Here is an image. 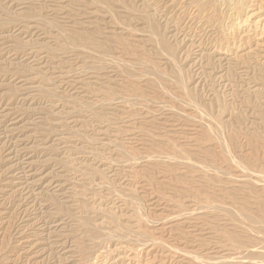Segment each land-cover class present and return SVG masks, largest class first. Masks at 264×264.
<instances>
[{"label": "rangeland", "instance_id": "rangeland-1", "mask_svg": "<svg viewBox=\"0 0 264 264\" xmlns=\"http://www.w3.org/2000/svg\"><path fill=\"white\" fill-rule=\"evenodd\" d=\"M147 1L0 0V264H120V262H122L121 264H145L146 262V264H229L230 261H234L233 264H245V261H248L247 258H244L243 248L234 247L230 240L221 235V227L229 228L230 223L236 222L238 224L236 230L242 234V227L246 226L243 221L241 222V216L238 214V201L222 197V194L234 188H245L248 183L251 186L253 184V187L257 189L262 186L261 184H264V174L261 172L260 166L257 165L259 167L257 168L254 163H250V166L245 161V155L250 154L252 145L254 152H257L255 156L258 157V161L261 165L264 164V158H261V155H264V150L259 149L260 145L264 144V18H262L264 17V0L263 2L256 0V5L255 0H251L250 4L252 3L253 7L243 6L239 10L238 6H235L236 1L239 0H227L225 3L218 0V4L223 6L215 7V9L219 8V13L216 14L217 11H213L217 17L209 21L212 24L206 22L207 13L201 14L187 0H182L184 3L181 0H174L175 3L173 0ZM131 2H133L132 7ZM141 3L143 6L140 5ZM258 5L261 7L259 8ZM153 11L155 13H152ZM251 13L252 15H250ZM165 14L166 16H164ZM181 16L182 18H180ZM135 18L138 19L135 20ZM171 19L173 21H170ZM179 19L182 20L180 28L175 30L174 25ZM216 19L217 21H215ZM149 22H154L159 26L157 27L158 31L164 35L168 44L174 47L173 52H165L152 39V31L148 28ZM167 26L169 28L165 32ZM93 30L95 31L93 32ZM212 30L214 31L212 32ZM87 33L88 35H85ZM77 35H80L82 39L78 38L77 41L75 38ZM216 42L218 43L216 44ZM103 43L105 44L103 45ZM123 43L126 45L124 46ZM137 43L141 45L138 46ZM109 49H111L110 52ZM134 51L136 54H133ZM119 53H121L120 58H118ZM152 59L154 60L150 61ZM160 65H162L161 68ZM173 70L181 71V88L173 82L174 77L171 72ZM126 71H128V75ZM158 73L159 75H157ZM231 73L233 74L231 75ZM257 76H260L261 79H258L260 77ZM123 78L124 80H122ZM108 92H112V94H107ZM187 93H190L191 97H188ZM97 95L100 97L98 98ZM116 95L117 97H115ZM233 95L236 97L233 98ZM159 96H164V98L162 97L160 100ZM247 97L249 99H246ZM190 101L194 102L195 107ZM180 102L182 103L180 104ZM201 103H203V107H201ZM219 106L220 108H218ZM255 110L261 114H257ZM114 111L117 113L115 114ZM119 114L125 115L120 117ZM124 116L125 119H123ZM154 117L156 119L152 120ZM164 120L166 121L163 122ZM124 122L125 124H123ZM127 124L130 126L128 127ZM255 125L258 127L259 133L261 130L259 136L263 138V140L260 138L257 140V142L261 140L256 143L259 147L253 142L249 143V137ZM143 127L149 129L150 134L146 133ZM199 127L200 129H198ZM204 129L207 133L204 132ZM233 131L234 134L235 132L239 134H235L232 140L230 132L233 134ZM220 134L221 136H219ZM224 134L225 137H223ZM200 135L205 138L200 140ZM215 139L219 142L217 143ZM227 140L233 144L230 145ZM159 141L160 143H158ZM224 143H228V145ZM235 143L236 149L234 148ZM184 147L186 150L191 149L185 151ZM198 147L200 148L198 149ZM221 149H225L231 158L225 161L220 155L217 157ZM248 149L249 152H247ZM169 150H171L170 153ZM191 151L192 153H190ZM205 151L210 154V157ZM148 152L150 153L148 154ZM199 152L201 153L199 154ZM239 158L241 159L239 160ZM130 159L132 160L130 161ZM147 159L149 161H146ZM158 161L161 162L160 166ZM188 165L192 168H189ZM152 166H154L153 169L156 168L154 171ZM210 166L214 168H212L213 171L208 170L211 169ZM216 167H218L217 170ZM145 172L146 175H144ZM203 172L204 174H202ZM177 173L178 175H176ZM150 174L154 175L153 179L149 177ZM255 174L257 175L255 176ZM181 176L185 177V180L187 179L185 182L189 180L190 183L189 181L188 183L194 188L188 189V183L182 182L184 178H178ZM189 176L193 178L190 179ZM195 176L202 178L200 180ZM231 181L235 183H228ZM225 183L229 185L224 186ZM200 185L202 189L205 187L206 189L203 191L198 187ZM207 190L210 193L207 194ZM178 191L181 193L180 195ZM246 191L250 192L248 188L244 189L245 193ZM123 195L124 197H122ZM211 196L212 199L209 200ZM206 198L207 200H205ZM222 198L223 201H221ZM228 204H231L232 208L228 207ZM209 211L210 219L207 218ZM225 211L226 217L224 216ZM229 211L235 215L233 219ZM204 215L206 216L203 217ZM107 217H109L108 219L111 217V219L108 220ZM76 221L78 224L80 223L79 226ZM228 221L231 222L227 223ZM134 223H137L136 226ZM81 225L84 228L82 233L79 232ZM95 229L98 233L95 232ZM148 230L152 231V235ZM139 231L141 232L139 233ZM71 232L72 234H70ZM146 232L150 234L145 236ZM93 233H96L95 236ZM75 234L77 235L75 236ZM204 238L206 239L203 240ZM200 239L201 244H199ZM86 244L88 251H80L79 248ZM183 245L185 247H182ZM202 247L205 252L201 249ZM146 252L148 253L146 254ZM85 253H88L89 257ZM194 253L199 256V259ZM200 254L206 257L205 259L202 256L205 262L201 260ZM212 254L213 256L217 254L219 257L217 255L213 257ZM152 256L154 261L151 260Z\"/></svg>", "mask_w": 264, "mask_h": 264}, {"label": "bare ground", "instance_id": "bare-ground-1", "mask_svg": "<svg viewBox=\"0 0 264 264\" xmlns=\"http://www.w3.org/2000/svg\"><path fill=\"white\" fill-rule=\"evenodd\" d=\"M100 1V0H99ZM117 1V0H116ZM147 1V0H146ZM170 1V0H169ZM168 1V2H169ZM176 1H179V0H176ZM187 1H189V3L190 4H192L194 7H195V9L196 10H198L199 12H201V14H203V15H205V13H207V17H206V22H209V21H212L213 20V18L214 17H217L216 15H215V13H213V11H217V13L216 14H218L219 12H218V9H215V7H218V5L219 6H221L220 4H218V0H187ZM222 2L224 1V3L225 2H227V0H221ZM235 1V0H234ZM128 2V1H127ZM148 2V1H147ZM173 2H174V0H173ZM181 2H183L184 3V1H182L181 0ZM250 2H251V0H239V1H236V4H235V6H238L237 7V9L239 10V9H241L243 6L244 7H251L252 6V3L250 4ZM260 2H261V0H260ZM262 2H263V0H262ZM106 4H107V2H105ZM111 3V2H110ZM132 3L133 2H131V7H132ZM153 3H154V1H153ZM166 3V2H165ZM171 3V2H170ZM175 3V2H174ZM173 3V4H174ZM183 3H181V4H183ZM255 5H256V0H255ZM37 4V3H36ZM96 4V3H95ZM146 4V3H145ZM176 4H178V3H176ZM180 4V5H181ZM227 4V3H226ZM230 4H233V3H230ZM260 4V3H259ZM72 5V4H71ZM97 5V4H96ZM140 5H142V3L140 4ZM147 5V4H146ZM153 5V4H152ZM158 5H160V4H158ZM186 5H188V4H186ZM186 5H183V6H186ZM263 5V4H262ZM73 6V5H72ZM108 6V5H107ZM110 6V5H109ZM108 6V7H109ZM143 6V5H142ZM141 6V7H142ZM165 6V5H164ZM174 6V5H173ZM191 6V5H190ZM223 6V5H222ZM221 6V7H222ZM226 6V5H225ZM225 6H224V8H225ZM259 6V5H258ZM257 6V7H258ZM43 7V6H42ZM41 7V8H42ZM149 7H151V6H149ZM162 7V6H161ZM171 7V6H170ZM178 7H179V5H178ZM231 7V6H230ZM233 7V6H232ZM253 7V6H252ZM256 7V6H255ZM261 7V5L259 6V8ZM28 8V7H27ZM39 8V7H38ZM62 8V7H61ZM72 8V7H71ZM111 8V7H110ZM110 8H108V9H110ZM117 8H118V6H117ZM122 8V7H121ZM124 8V7H123ZM136 8V7H135ZM139 8V7H138ZM168 8V7H167ZM182 8H184V7H182ZM187 8H189V7H187ZM229 8V7H228ZM264 8V7H263ZM60 9V8H59ZM126 9V8H125ZM124 9V10H125ZM132 8H130V10H131ZM150 9V8H149ZM155 9H158V8H155ZM174 9V8H173ZM172 9V10H173ZM233 9V8H232ZM235 9H236V7H235ZM72 10V9H71ZM98 10H99V8H98ZM114 10H116V9H114ZM133 10V9H132ZM168 10V9H167ZM176 10H177V8H176ZM190 10V9H189ZM209 10H212L211 12L213 13H211ZM228 10V9H227ZM227 10H225V11H227ZM247 10V9H246ZM255 10V9H254ZM42 11V10H41ZM122 11V10H121ZM165 11V10H164ZM171 11V10H170ZM197 11V12H198ZM255 11H257V10H255ZM254 11V12H255ZM111 12H112V9H111ZM119 12H120V10H119ZM151 12V11H150ZM162 12V11H161ZM169 12V11H168ZM175 13H176V11H174ZM184 12V11H183ZM189 12V11H188ZM220 12H221V10H220ZM240 12H242V11H240ZM244 12V11H243ZM248 12V11H247ZM252 12H253V10H252ZM264 12V11H263ZM115 13H116V11H115ZM122 13V12H121ZM148 13H149V10H148ZM152 13H155L154 11L152 12ZM186 13V12H185ZM223 13V12H222ZM250 13V12H249ZM11 14V13H10ZM14 14V13H13ZM123 14H124V12H123ZM184 14V13H183ZM236 14H237V11H236ZM246 14V13H245ZM264 14V13H263ZM28 15V14H27ZM44 15V14H43ZM42 15V16H43ZM131 15V14H130ZM135 15V14H134ZM176 15H178V14H176ZM188 15H190L189 13H188ZM193 15V14H192ZM220 15V14H219ZM250 15H252V13L250 14ZM249 15V16H250ZM15 16V15H14ZM30 16V15H29ZM115 16H117V15H115ZM114 16V17H115ZM157 16H158V14H157ZM164 16H166V14L164 15ZM173 16V15H172ZM179 16V15H178ZM177 16V17H178ZM184 16V15H183ZM186 16V15H185ZM184 16V17H185ZM221 16V15H220ZM228 16V15H227ZM19 17V16H18ZM32 17V16H31ZM39 17V16H38ZM37 17V18H38ZM43 17H45V16H43ZM132 17H134V16H132ZM150 17V16H149ZM155 17V16H154ZM191 17V16H190ZM193 17H194V15H193ZM203 17V16H202ZM118 18H119V16H118ZM131 18V17H130ZM180 18H182V16L180 17ZM189 18V17H188ZM219 18V17H218ZM239 19H240V17H238ZM247 18H248V16H247ZM258 18H260V17H258ZM262 18H264V17H262ZM40 19V18H39ZM42 19V18H41ZM45 19V18H44ZM44 19H43V21H44ZM46 19H47V17H46ZM114 19V18H113ZM136 19H138V18H135V20ZM168 19V18H167ZM199 19V18H198ZM116 20H118V19H116ZM115 20V21H116ZM130 20V19H129ZM131 20H132V18H131ZM150 20H152V19H150ZM149 20V21H150ZM176 20V19H175ZM174 20V22H176ZM184 20V19H183ZM248 20V19H247ZM12 21V20H11ZM112 21H114V20H112ZM165 21V20H164ZM170 21H173V19H171ZM182 22V20L181 19H179V21L177 22V23H175V25H174V27H175V30H177V29H179L180 27V25H181V22ZM193 21V20H192ZM202 21V20H201ZM200 21V22H201ZM215 21H217V19L215 20ZM141 22V21H140ZM187 22H188V20H187ZM143 23V22H142ZM167 23V22H166ZM192 23V22H191ZM210 23V22H209ZM234 23H236V22H234ZM259 23V22H258ZM57 24V23H56ZM96 24V23H95ZM168 24V23H167ZM183 24H184V22H183ZM200 24V23H199ZM205 24V23H204ZM210 24H212V23H210ZM51 25V24H50ZM78 25V24H77ZM149 29H150V31H152V39L155 41V42H157V44L159 45V47L160 48H162V49H164V51L166 52V51H168V52H170V51H174V47H172L171 45H169L168 44V42L166 41V39H165V37H164V35L161 33V32H159L158 31V29H157V27H159V26H157V24L156 23H154V22H149ZM161 25V24H160ZM162 25H165V24H162ZM188 25H189V23H188ZM192 25H193V23H192ZM198 25V24H197ZM201 25V24H200ZM203 25V24H202ZM206 25V24H205ZM205 25H204V27H205ZM220 25H222V24H220ZM134 26H136V25H134ZM166 26V25H165ZM173 26V25H172ZM210 26V25H209ZM223 26V25H222ZM97 27H100V26H97ZM96 27V28H97ZM140 27V26H139ZM142 27V26H141ZM186 27H187V25H186ZM202 27V26H201ZM208 27V26H207ZM216 27V26H215ZM230 27V26H229ZM45 28V27H44ZM49 28H50V26H49ZM66 28V27H65ZM95 28V27H94ZM163 28V27H162ZM169 27L167 26V28L165 29V32H166V30L168 29ZM203 28V27H202ZM222 28H224V27H222ZM232 28H233V26H232ZM53 29V28H52ZM133 29H134V27H133ZM185 29V28H184ZM191 29V28H190ZM196 29V28H195ZM198 29V28H197ZM201 29V28H200ZM207 29V28H206ZM209 29H210V27H209ZM262 29V28H261ZM85 30V29H84ZM189 30V29H188ZM203 30H204V28H203ZM215 30V32H217L216 31V29H214ZM214 30H212V32L214 31ZM49 31V30H48ZM65 31V30H64ZM73 32L75 31V30H72ZM77 31V30H76ZM95 30H93V32H94ZM98 31V30H97ZM191 31V30H190ZM195 31V30H194ZM194 31H193V33H194ZM202 31V30H201ZM225 31V30H224ZM56 32V31H55ZM80 32V31H79ZM78 32V33H79ZM102 32V31H101ZM112 32V31H111ZM164 32V33H165ZM182 32V31H181ZM204 32V31H203ZM221 32H222V30H221ZM77 33V34H78ZM81 33V32H80ZM90 33H92V32H90ZM98 33V32H97ZM107 33V32H106ZM189 33V32H188ZM202 33V32H201ZM57 34V33H56ZM74 34V33H73ZM170 34V33H169ZM212 34V33H211ZM215 34V33H214ZM61 35H63V34H61ZM66 35H68V34H66ZM81 35H83V34H81ZM85 35H88V33L87 34H85ZM97 35V34H96ZM116 35L118 36V34H117V32H116ZM121 35V34H120ZM127 35V34H126ZM193 35V34H192ZM196 35V34H195ZM218 35V34H217ZM59 36V35H58ZM94 36V35H93ZM101 36V35H100ZM106 36H108V35H106ZM167 36V35H166ZM175 36H177L176 34H175ZM55 37V36H54ZM104 37V36H103ZM109 37V36H108ZM114 37H116V36H114ZM131 37H132V35H131ZM168 37V36H167ZM199 37V36H198ZM202 37V36H201ZM203 37H204V35H203ZM207 37L209 38V35H207ZM211 37V36H210ZM215 37V36H214ZM220 37V36H219ZM234 37V36H233ZM63 38V37H62ZM76 39H77V41H78V38H81L82 39V37L79 35H77L76 37H75ZM97 38H98V36H97ZM96 38V39H97ZM123 38V37H122ZM133 38V37H132ZM170 38V37H169ZM168 38V39H169ZM175 38V37H174ZM189 38V37H188ZM194 38V37H193ZM240 38V37H239ZM74 39V38H73ZM80 39V40H81ZM85 39V38H84ZM95 39V38H94ZM125 39V38H124ZM131 39V38H130ZM203 39V38H202ZM205 39V38H204ZM212 39H213V37H212ZM224 39V38H223ZM222 39V40H223ZM228 39V38H227ZM60 40V39H59ZM88 40H89V38H88ZM170 40V39H169ZM178 40V39H177ZM193 40V39H192ZM210 40V39H209ZM216 40V39H215ZM219 40H220V38H219ZM232 40H233V38H232ZM243 40V39H242ZM82 41V40H81ZM111 41V40H110ZM112 41H114V40H112ZM137 41V40H136ZM221 41V40H220ZM240 41V40H239ZM80 42V41H79ZM87 42V41H86ZM89 42H90V40H89ZM88 42V43H89ZM99 43H100V41H98ZM116 42V41H115ZM205 42H207V41H205ZM231 42V41H230ZM92 43V42H91ZM114 43V42H113ZM178 43V42H177ZM209 43V42H208ZM218 42H216V44H217ZM227 43H229V41H227ZM239 43V42H238ZM66 44H67V42H66ZM105 43H103V45H104ZM124 44V43H123ZM136 44V43H135ZM138 44V43H137ZM71 45V44H70ZM84 45V44H83ZM93 45V44H92ZM108 45H109V43H108ZM115 45H116V43H115ZM119 45V44H118ZM126 44H124V46H125ZM139 45H141V44H138V46ZM143 45V44H142ZM215 45V44H214ZM220 45V44H219ZM228 45H230V44H228ZM19 46V45H18ZM21 46V45H20ZM114 46V45H113ZM112 46V47H113ZM120 46V45H119ZM118 46V47H119ZM221 46H222V44H221ZM68 47V46H67ZM118 47H117V49H118ZM130 47V46H129ZM129 47H128V49H129ZM151 47V46H150ZM227 47V46H226ZM228 47H230V46H228ZM21 48V47H20ZM84 48H86L85 46H84ZM90 48V47H89ZM122 48H123V46H122ZM134 48V47H133ZM147 48V47H146ZM88 49V48H87ZM94 49V48H93ZM113 49V48H112ZM149 49V48H148ZM148 49H147V51H148ZM230 49V48H229ZM92 50V49H91ZM110 50L111 49H109L108 51L110 52ZM152 50H154V49H152ZM83 52H84V50H82ZM122 51V50H121ZM141 51V50H140ZM158 51V50H157ZM163 51V52H164ZM86 52V51H85ZM129 52H130V50H129ZM139 52V51H138ZM143 52V51H142ZM150 52H151V49H150ZM163 52H161V53H163ZM82 53V52H81ZM100 53V52H99ZM133 53V52H132ZM171 53V52H170ZM85 54V53H84ZM88 54V53H87ZM94 54V53H93ZM97 54V53H96ZM103 54V53H102ZM120 54L121 53H119V56H118V58H120ZM125 54V53H124ZM123 54V55H124ZM133 54H136L135 53V51H134V53ZM139 54V53H138ZM141 54V53H140ZM139 54V55H140ZM154 54V53H153ZM177 54V53H176ZM104 55V54H103ZM102 55V56H103ZM115 55H116V53H115ZM101 56V55H100ZM99 56V57H100ZM96 57V56H95ZM235 57V56H234ZM104 58V57H103ZM159 58V57H158ZM164 58V57H163ZM213 58V57H212ZM240 58V57H239ZM122 59V58H121ZM134 59V58H133ZM156 59V58H155ZM175 60H176V58H174ZM238 59V58H237ZM107 60H108V58H107ZM112 60V59H111ZM110 60V61H111ZM154 59H152V60H150V61H153ZM161 60V59H160ZM171 60H173V58L171 57ZM246 60V59H245ZM109 61V62H110ZM158 61V60H157ZM156 61V62H157ZM164 61V60H163ZM163 61H161V62H163ZM166 61V60H165ZM168 61V60H167ZM235 61H236V59H235ZM108 62V61H107ZM161 62H159V63H161ZM116 63V62H115ZM153 63V62H152ZM155 63V62H154ZM168 63V62H167ZM210 63H212L211 61H210ZM250 63V62H249ZM92 64V63H91ZM122 64V63H121ZM162 64V63H161ZM174 64H175V62H174ZM209 64V63H208ZM213 64V63H212ZM211 64V65H212ZM215 64H216V62H215ZM258 64V63H257ZM127 65V64H126ZM153 65V64H152ZM159 65V64H158ZM217 65V64H216ZM219 65V64H218ZM239 65H241L240 63H239ZM238 65V66H239ZM114 66V65H113ZM161 66L162 65H160V68H161ZM175 66V65H174ZM204 66V65H203ZM229 66V65H228ZM257 66V65H256ZM145 67H146V65H145ZM156 67V66H155ZM212 67V66H211ZM233 67V66H232ZM102 68V67H101ZM105 68V67H104ZM124 68V67H123ZM169 68H170V66H169ZM176 68H177V66H176ZM181 68V67H180ZM237 68H239V67H237ZM243 68V67H242ZM119 69V68H118ZM129 69V68H128ZM154 69V68H153ZM162 69H163V67H162ZM179 69V68H178ZM211 69V68H210ZM228 69V68H227ZM234 69H235V66H234ZM254 69H255V67H254ZM259 69V68H258ZM109 70V69H108ZM117 70V69H116ZM136 70H137V67H136ZM145 70H146V68H145ZM182 70V69H181ZM233 70V69H232ZM232 70H230V72L232 71ZM244 70H246V69H244ZM243 70V71H244ZM248 70V69H247ZM208 71V70H207ZM250 71V70H249ZM257 71V70H256ZM255 71V72H256ZM261 71V70H260ZM95 72V71H94ZM112 72V71H111ZM119 72V71H118ZM127 72V75H128V71H126ZM140 72V71H139ZM172 72V75H173V77H174V80H173V82L175 83V84H177L178 85V87L179 88H181V82H182V80H181V71L179 72L178 70H173V71H171ZM208 72H210V71H208ZM208 72H207V74H208ZM226 72H227V70H226ZM233 72V71H232ZM255 72H253V73H255ZM113 73V72H112ZM144 73V72H143ZM162 73H164V72H162ZM185 73V72H184ZM206 73V72H205ZM235 73V72H234ZM240 73V72H239ZM259 73V72H258ZM107 74V73H106ZM121 74H122V72H121ZM125 74V73H124ZM135 74H136V72H135ZM152 74V73H151ZM183 74V73H182ZM206 74V75H207ZM211 74V73H210ZM233 73H231V75H232ZM257 74V73H256ZM157 75H159V73L157 74ZM166 75V74H165ZM165 75H164V77H165ZM227 75V74H226ZM238 75V74H237ZM249 75V74H248ZM108 76V75H107ZM137 76H138V74H137ZM150 76V75H149ZM153 76V75H152ZM167 76V75H166ZM208 77L210 76V75H207ZM230 76V75H229ZM105 77V76H104ZM112 77V76H111ZM122 77V76H121ZM124 77V76H123ZM158 77V76H157ZM169 77V76H168ZM211 77V76H210ZM257 77H260V76H257ZM261 77H263L262 75H261ZM261 77L260 78H258V79H261ZM109 78V77H108ZM116 78H117V76H116ZM149 78H152V77H149ZM163 78V77H162ZM166 78V77H165ZM224 78V77H223ZM255 78V77H254ZM253 78V79H254ZM49 79V78H48ZM98 79V78H97ZM113 79V78H112ZM129 79V78H128ZM153 79V78H152ZM160 79V78H159ZM257 79V80H258ZM111 80V79H110ZM121 80V79H120ZM122 80H124V78L122 79ZM130 80V79H129ZM155 80V79H154ZM238 80V79H237ZM241 80V79H240ZM244 80V79H243ZM249 80H250V76H249ZM256 80V81H257ZM126 81V80H125ZM135 81V80H134ZM149 81H150V79H149ZM168 81V80H167ZM232 81V80H231ZM247 81V80H246ZM245 81V82H246ZM261 81V80H260ZM263 81V80H262ZM124 82V81H123ZM132 82V81H131ZM161 82V81H160ZM185 82H187V81H185ZM248 82V81H247ZM253 82V81H252ZM108 83V82H107ZM113 83V82H112ZM111 83V84H112ZM119 83H120V81H119ZM145 83V82H144ZM148 83V82H147ZM150 83V82H149ZM244 83V82H243ZM264 83V82H263ZM262 83V84H263ZM102 84H103V82H102ZM109 84H110V81H109ZM108 84V85H109ZM116 84V83H115ZM124 84H125V82H124ZM132 84V83H131ZM134 84L136 85V83L134 82ZM139 84V83H138ZM96 85V84H95ZM114 85V84H113ZM112 85V86H113ZM234 85V84H233ZM111 86V85H110ZM109 86V87H110ZM129 86H131V85H129ZM150 86H151V84H150ZM166 86V85H165ZM237 86V85H236ZM235 86V87H236ZM240 86H241V84H240ZM102 87V86H101ZM138 88H140L139 86H137ZM145 87V86H144ZM143 87V88H144ZM177 87V88H178ZM185 87V86H184ZM187 87V86H186ZM233 87V86H232ZM239 87V86H238ZM116 88V87H115ZM134 88V87H133ZM132 88V89H133ZM155 88V87H154ZM164 88H166V87H164ZM171 88V87H170ZM190 88V87H189ZM237 88V87H236ZM103 89H104V87H103ZM141 90H142V88H140ZM156 89V88H155ZM173 89V88H172ZM212 89V88H211ZM250 89V88H249ZM150 90V92H151V89H149ZM159 90V89H158ZM165 90V89H164ZM167 90V89H166ZM174 90V89H173ZM176 90V89H175ZM187 90V89H186ZM243 90V89H242ZM99 91V90H98ZM102 91V90H101ZM143 91V90H142ZM153 92H154V90H152ZM161 91V90H160ZM255 91V90H254ZM166 92V91H165ZM175 92V91H174ZM177 92V91H176ZM180 92V91H179ZM99 93V92H98ZM102 93V92H101ZM100 93V94H101ZM118 93V92H117ZM131 93H133V92H131ZM160 93V92H159ZM158 93V94H159ZM181 93V92H180ZM236 93H238V92H236ZM264 93V92H263ZM107 94H112V92H108ZM122 94V93H121ZM137 94V93H136ZM135 94V95H136ZM140 94V93H139ZM149 94V93H148ZM162 94V93H161ZM172 94V93H171ZM174 94V93H173ZM172 94V95H173ZM230 94V93H229ZM235 94V93H234ZM151 95V94H150ZM177 95V94H176ZM183 95V94H182ZM188 97H191V94L189 93H187L186 94ZM231 95H232V93H231ZM252 95H254L253 93H252ZM137 96H138V94H137ZM141 96V95H140ZM148 96V95H147ZM152 96V95H151ZM154 96V95H153ZM157 96V95H156ZM166 96H167V94H166ZM222 96V95H221ZM244 96H245V94H244ZM243 96V97H244ZM255 96V95H254ZM97 97H98V95H97ZM100 97V96H99ZM98 97V98H99ZM112 97H114V96H112ZM115 97H117V95L115 96ZM124 97V96H123ZM129 97V96H128ZM163 98H164V96H162ZM162 97H160L159 96V98H160V100H161V98ZM236 96L235 95H233V98H235ZM97 98V99H98ZM141 98H143V97H141ZM149 98V97H148ZM154 98V97H153ZM156 98V97H155ZM174 98V97H173ZM213 98H215V97H213ZM238 98H239V96H238ZM237 98V99H238ZM118 99V98H117ZM167 99V98H166ZM175 99V98H174ZM182 99V98H181ZM180 99V100H181ZM191 99V98H190ZM217 99V98H216ZM246 99H249V97H247ZM257 98H255V100H256ZM262 99V98H261ZM151 100H154V99H152L151 98ZM177 100V99H176ZM213 100V99H212ZM258 100V99H257ZM104 101V100H103ZM102 101V102H103ZM143 101V100H142ZM155 101V100H154ZM153 101V102H154ZM165 101V100H164ZM171 101H172V99H171ZM177 101H179V100H177ZM197 101H199V99H197ZM210 101V100H209ZM208 101V102H209ZM216 101H218V100H216ZM244 101V100H243ZM242 101V102H243ZM106 102H107V99H106ZM119 102V101H118ZM139 102V101H138ZM145 102V101H144ZM161 102V101H160ZM168 102V101H167ZM191 103H192V105L194 104V102H192V101H190ZM200 102V101H199ZM215 102V101H214ZM245 102H246V100H245ZM253 102V101H252ZM98 103V102H97ZM96 103V104H97ZM177 103V102H176ZM182 102H180V104H181ZM184 103V102H183ZM191 103H189V104H191ZM213 103V102H212ZM220 103H221V101H220ZM99 104H100V102H99ZM121 104V103H120ZM138 104H140V103H138ZM154 104V103H153ZM179 104V105H180ZM203 103H201V105H202ZM246 104V103H245ZM248 104V103H247ZM252 104H254V103H252ZM113 105H114V103H113ZM136 105H137V103H136ZM172 105V104H171ZM178 105V106H179ZM205 105V104H204ZM209 105V104H208ZM214 105H215V103H214ZM233 105H235V104H233ZM241 105V104H240ZM111 106V105H110ZM117 106V105H116ZM115 106V107H116ZM139 106V105H138ZM197 106V105H196ZM109 107V106H108ZM153 107V106H152ZM151 107V108H152ZM159 107H160V105H159ZM171 107V106H170ZM181 107V106H180ZM187 107V106H186ZM194 107H195V104H194ZM201 107H203V105L201 106ZM222 107V106H221ZM223 107H225V106H223ZM239 107V106H238ZM111 108V107H110ZM154 108V107H153ZM152 108V109H153ZM156 108V107H155ZM166 108V107H165ZM191 108V107H190ZM205 108V107H204ZM207 108V107H206ZM214 108V107H213ZM212 108V109H213ZM218 108H220V106L218 107ZM251 108V107H250ZM253 108V107H252ZM102 109V108H101ZM107 109V108H106ZM113 109V108H112ZM137 109V108H136ZM159 109V108H158ZM167 109V108H166ZM169 109V108H168ZM194 109H196L197 110V108H194ZM228 109V108H227ZM94 110H96V109H94ZM98 110V109H97ZM127 110V109H126ZM146 110V109H145ZM148 110V109H147ZM181 110V109H180ZM205 110V109H204ZM223 110V109H222ZM136 111V110H135ZM149 111V110H148ZM165 111V110H164ZM176 111H177V109H176ZM254 111V110H253ZM100 112V111H99ZM104 112V111H103ZM157 112V111H156ZM156 112H155V114H156ZM192 112V111H191ZM255 112H256V110H255ZM259 112H260V109H259ZM258 112V113H259ZM96 113V112H95ZM101 113H102V111H101ZM105 113V112H104ZM110 113V112H109ZM114 113H115V111H114ZM116 113H117V111H116ZM115 113V114H116ZM124 113V112H123ZM134 113V112H133ZM140 113H141V111H140ZM162 113V112H161ZM193 113H195L194 111H193ZM200 113V112H199ZM209 113H211V111H209ZM215 113V112H214ZM225 113V112H224ZM228 113V112H227ZM232 113V112H231ZM257 113V112H256ZM256 113H254V114H256ZM257 113V114H258ZM99 114V113H98ZM107 114V113H106ZM159 114V113H158ZM216 114V113H215ZM250 114H251V112H250ZM259 114H261V113H259ZM100 115V114H99ZM110 115V114H109ZM120 115V114H119ZM118 115V116H119ZM123 115H125V114H123ZM123 115H120V117L121 116H123ZM127 115V114H126ZM129 115V114H128ZM183 115H185V114H183ZM188 115V114H187ZM214 115V114H213ZM105 116V115H104ZM106 116H108V115H106ZM113 116H114V114H113ZM112 116V117H113ZM160 116H161V114H160ZM190 116V115H189ZM192 116V115H191ZM222 116V115H221ZM97 117V116H96ZM111 117V118H112ZM131 117V116H130ZM181 117V116H180ZM237 117V116H236ZM239 117H241V116H239ZM238 117V118H239ZM258 117V116H257ZM261 117V116H260ZM99 118V117H98ZM119 118V117H118ZM118 118H117V120H118ZM126 118H127V116H126ZM134 118V117H133ZM132 118V119H133ZM147 118V117H146ZM222 118V117H221ZM255 118V117H254ZM259 118V117H258ZM123 119H125V116H124V118ZM141 119V118H140ZM153 119H156L155 117L154 118H152V120ZM206 119V118H205ZM236 119V118H235ZM252 119V118H251ZM101 120V119H100ZM108 120H110V119H108ZM112 120V119H111ZM115 120V119H114ZM143 120V119H142ZM160 120V119H159ZM185 120V119H184ZM188 120V119H187ZM194 120H195V118H194ZM198 120V119H197ZM202 121H203V119H201ZM232 120V119H231ZM231 120H230V122H231ZM239 120V119H238ZM260 120V119H259ZM116 121V120H115ZM141 120H139V122H140ZM161 121V120H160ZM166 120H164L163 122H165ZM207 121V120H206ZM210 121V120H209ZM118 122V121H117ZM133 122V121H132ZM142 122V121H141ZM148 122V121H147ZM149 122H150V119H149ZM148 122V123H149ZM162 122V121H161ZM160 122V123H161ZM208 122V121H207ZM206 122V123H207ZM220 122V121H219ZM229 122V121H228ZM230 122H229V124H230ZM247 122V121H246ZM102 124H103V122H101ZM119 123V122H118ZM129 123V122H128ZM134 123V122H133ZM143 123V122H142ZM225 123V122H224ZM227 123V122H226ZM109 124V123H108ZM123 124H125V122L123 123ZM138 124V123H137ZM147 124V123H146ZM158 124V123H157ZM204 124V123H203ZM214 124V123H213ZM216 124V123H215ZM263 124V123H262ZM114 125V124H113ZM117 125V124H116ZM143 125V124H142ZM152 125H153V123H152ZM210 125V124H209ZM218 125H221V124H218ZM226 125V124H225ZM225 125H224V129H225ZM233 125V124H232ZM111 126V125H110ZM121 126V125H120ZM124 126V125H123ZM127 126H128V124H127ZM130 126V125H129ZM128 126V127H129ZM133 126V125H132ZM135 126V125H134ZM146 126V125H145ZM202 126V125H201ZM147 127V126H146ZM146 127H143V130L146 132V133H148V134H150V131H149V129H147ZM149 127H150V125H149ZM159 127V126H158ZM205 127V126H204ZM212 127H214V126H212ZM220 127V126H219ZM254 127H256L255 129H254ZM253 127V130L251 131V134H250V132H249V134H250V137H249V139H250V142L249 143H258L259 141H261V140H263V138H262V136H259V135H261L260 133H261V130H260V133L257 131V129H258V127L255 125ZM260 127V126H259ZM107 128V127H106ZM116 128H117V126H116ZM126 128V127H125ZM136 129H137V127H135ZM203 128V127H202ZM216 128V127H215ZM112 129V128H111ZM133 129V128H132ZM141 129V128H140ZM154 129V128H153ZM198 129H200V127L198 128ZM227 129V128H226ZM231 129V128H230ZM236 130L238 129L237 127L235 128ZM262 129V128H261ZM264 129V128H263ZM110 131V129H107V131ZM125 130V129H124ZM151 130V129H150ZM219 130H221V129H219ZM243 130V129H242ZM142 131V130H141ZM140 131V132H141ZM155 131V130H154ZM209 131V130H208ZM241 131V130H240ZM239 131V132H240ZM106 132V131H105ZM116 132V131H115ZM118 132H120V131H118ZM145 132H143V133H145ZM153 132V131H152ZM200 132V131H199ZM204 132H206L205 131V129H204ZM217 132V131H216ZM263 132V131H262ZM120 133H122V132H120ZM124 133V132H123ZM132 133V132H131ZM154 133V132H153ZM158 134L160 133V132H157ZM156 133V134H157ZM202 133V132H201ZM207 133V132H206ZM238 132H235V134H237ZM248 133V132H247ZM259 133V134H258ZM142 134V133H141ZM194 134H195V132H194ZM203 134V133H202ZM210 134V133H209ZM230 136L232 137V140H233V138H234V136H235V134H234V131H233V134H232V132H230ZM239 134V133H238ZM244 134V133H243ZM120 135V134H119ZM145 135V134H144ZM144 135H142V136H144ZM153 135H155V134H153ZM205 135V134H204ZM215 135V134H214ZM227 135H228V131H227ZM245 135V134H244ZM149 136V135H148ZM195 136V135H194ZM207 136V135H206ZM219 136H221V134L219 135ZM229 136V135H228ZM248 136V135H247ZM159 137V136H158ZM163 137V136H162ZM197 137V136H196ZM195 137V138H196ZM200 138V140H202L203 138H205V137H201V135L199 136ZM208 137V136H207ZM223 137H225V134H224V136ZM244 137V136H243ZM147 138V137H146ZM192 138V137H191ZM216 138H217V136H216ZM246 138V137H245ZM258 138H260L261 140H259L258 142H257V140H258ZM138 139V138H137ZM151 139V138H150ZM193 139H194V137H193ZM230 139V138H229ZM236 139H237V137H236ZM173 140V139H172ZM171 140V141H172ZM223 140V139H222ZM231 140V139H230ZM235 140V139H234ZM168 141V140H167ZM215 141H216V139H215ZM226 140H224V142H225ZM227 141H229V140H227ZM236 141V140H235ZM234 141V142H235ZM256 141V142H255ZM152 142V141H151ZM154 142V141H153ZM152 142V143H153ZM162 142H163V140H162ZM166 142V141H165ZM204 142V141H203ZM217 143L219 142V141H216ZM155 143V142H154ZM156 143H157V141H156ZM158 143H160V141L158 142ZM197 143V142H196ZM217 143H216V145H217ZM226 143V142H225ZM224 143V144H225ZM262 143H263V141H262ZM163 144V143H162ZM229 144L231 145V144H233L232 142L230 143V141H229ZM238 144H240V143H238ZM237 144V145H238ZM244 144V143H243ZM255 144H253V145H255ZM260 144H261V142H260ZM152 145V144H151ZM166 145V144H165ZM175 145H176V143H175ZM197 146H198V144H196ZM220 145V144H219ZM225 145H228V143L227 144H225ZM229 145V146H230ZM246 145V144H245ZM257 145V144H256ZM164 146V145H163ZM170 146V145H169ZM177 146H178V144H177ZM182 146V145H181ZM187 146H189V145H187ZM201 146V145H200ZM214 146V145H213ZM250 146V145H249ZM252 146V145H251ZM250 146V154H248V156H246L245 154V161H247V163L250 165V163H254V165L256 164V166L258 165V166H260V169H261V172L264 174V164L263 165H261V163H260V161H258V157H256L255 155L257 154V152H254L255 150H254V146L253 147H251ZM258 146V145H257ZM256 146V147H257ZM159 147V146H158ZM190 147L192 148V146L190 145ZM211 147V146H210ZM228 147V146H227ZM236 147V143L234 144V148ZM238 147V146H237ZM248 147V146H247ZM259 147V146H258ZM262 147V148H261ZM174 148V147H173ZM173 148H172V150H173ZM179 148V147H178ZM187 148V147H186ZM191 148H189V150L187 149H185V147H184V149H185V151H190V149ZM197 148V147H196ZM200 147H198V149H199ZM201 148H202V146H201ZM207 148V147H206ZM223 148H224V146H223ZM121 149V148H120ZM154 149V148H153ZM169 149V148H168ZM183 149V150H184ZM208 149V148H207ZM231 149V148H230ZM236 149V148H235ZM238 149V148H237ZM252 149H253V151H252ZM259 149H261V150H264V144H263V146H261L260 145V147H259ZM151 150V149H150ZM157 150V149H156ZM178 150V149H177ZM176 150V151H177ZM180 150V149H179ZM178 150V151H179ZM217 150V149H216ZM148 151H149V149H148ZM212 151V150H211ZM214 151H215V147H214ZM241 151V150H240ZM257 151V150H256ZM131 152V151H130ZM156 152V151H155ZM158 152V151H157ZM171 152V150H169V153ZM173 152H175V151H173ZM202 152V151H201ZM201 152H199V154L201 153ZM206 152V154H209L207 151H205ZM209 152H210V150H209ZM247 152H249V149H248V151ZM247 152H246V154H247ZM263 152V151H262ZM123 153V152H122ZM129 153V152H128ZM133 153V152H132ZM150 152H148V154H149ZM176 153H178V152H176ZM181 153V152H180ZM182 153H183V151H182ZM189 153V152H188ZM190 153H192V151L190 152ZM196 153H198L197 151H196ZM203 153V152H202ZM213 153H215V152H213ZM219 153L220 154H218V156H217V154H215L217 157H219V155L221 156V158L223 159V160H225V161H227L228 159H230L231 158V155H229L227 152H226V150L225 149H221L220 151H219ZM232 153H235V152H232ZM231 153V154H232ZM244 153V152H243ZM256 153V154H255ZM259 153V152H258ZM142 154V153H141ZM162 154H164V153H162ZM193 154H194V152H193ZM198 154V155H199ZM261 154V153H260ZM263 154H264V152H263ZM152 155V154H151ZM159 155V154H158ZM178 155V154H177ZM187 155V154H186ZM214 155V154H213ZM212 155V156H213ZM234 155V154H233ZM236 155V154H235ZM259 155V154H258ZM134 156V155H133ZM138 156V155H137ZM215 156V157H216ZM129 157V156H128ZM171 157V156H170ZM177 157V156H176ZM175 157V158H176ZM191 157V156H190ZM193 157V156H192ZM191 157V158H192ZM200 157V156H199ZM209 157H210V154H209ZM238 157V156H237ZM241 157V156H240ZM242 157H244V156H242ZM166 158V157H165ZM172 158V157H171ZM213 158V157H212ZM211 158V159H212ZM234 158H235V156H234ZM261 158H264V155H261ZM260 158V159H261ZM125 159V158H124ZM178 159V158H177ZM196 159V158H195ZM194 159V160H195ZM206 159H207V157H206ZM241 158H239V160H240ZM243 159V158H242ZM122 160H123V158H122ZM132 159H130V161H131ZM151 160H153V159H151ZM162 160V159H161ZM180 160V159H179ZM182 160H184V159H182ZM146 161H149L148 159L146 160ZM170 161V160H169ZM174 161V160H173ZM218 161H220L219 160V158H218ZM217 161V162H218ZM237 161V160H236ZM236 161H234V162H236ZM261 161H262V159H261ZM125 162H127V161H125ZM156 162V161H155ZM165 162V161H164ZM172 162V161H171ZM158 163H159V166L161 165V162H159L158 161ZM170 163V162H169ZM195 163V162H194ZM197 163V162H196ZM204 163V162H203ZM213 163V162H212ZM219 163V162H218ZM244 163V162H243ZM264 163V162H263ZM152 164V163H151ZM150 164V165H151ZM157 164V163H156ZM164 164V163H163ZM171 164V163H170ZM184 164H185V162H184ZM191 164H193V163H191ZM211 164V163H210ZM220 164H221V162H220ZM223 164V163H222ZM148 165V164H147ZM152 165H154V164H152ZM172 166H173V164H171ZM180 165V164H179ZM181 165H183V164H181ZM203 165V164H202ZM201 165V166H202ZM205 165V164H204ZM226 165V164H225ZM235 165H236V163H235ZM239 165V164H238ZM209 166V165H208ZM211 166H212V164H211ZM210 166V167H211ZM214 166V165H213ZM237 166V165H236ZM240 166V165H239ZM251 166V165H250ZM253 166V165H252ZM257 166V168H259ZM153 167L154 166H152V169H153ZM162 167H163V165H162ZM165 167H166V165H165ZM188 167H189V165H188ZM205 167V166H204ZM249 167V166H248ZM147 168V167H146ZM149 168V167H148ZM179 168V167H178ZM177 168V169H178ZM189 168H192V167H189ZM213 167H211V169H208V170H212L213 171V169H212ZM220 168V167H219ZM236 168V167H235ZM150 169H151V167H150ZM151 169V170H152ZM156 169V168H155ZM155 169H153V171L155 170ZM157 169H158V167H157ZM175 169V168H174ZM184 169V168H183ZM196 169V168H195ZM218 169V167H216V170ZM224 169V168H223ZM246 169V168H245ZM250 169V168H249ZM254 169V168H253ZM187 170V169H186ZM204 170V169H203ZM150 171V170H149ZM163 171H164V168H163ZM169 171V170H168ZM167 171V172H168ZM188 171V170H187ZM193 171H195V170H193ZM211 171V172H212ZM224 171H225V169H224ZM244 171V170H243ZM98 172V171H97ZM102 172V171H101ZM144 172V171H143ZM147 173H149L148 171H146ZM145 172V174L144 175H146L147 173ZM166 172V171H165ZM190 172H192L191 170H190ZM201 172V171H200ZM204 172H205V170H204ZM204 172L202 173V174H204ZM218 172V171H217ZM240 172V171H239ZM238 172V173H239ZM241 172H242V170H241ZM257 172V171H256ZM134 173V172H133ZM135 173H136V171H135ZM164 173V172H163ZM183 173H185V172H183ZM189 173V172H188ZM195 173V172H194ZM193 173V174H194ZM207 173V172H206ZM226 173V172H225ZM228 174H229V171L227 172ZM243 173V172H242ZM245 173V172H244ZM250 173V172H249ZM167 174V173H166ZM171 174H173V173H171ZM170 174V175H171ZM190 174H192V173H190ZM202 174H201V176H202ZM210 174V173H209ZM208 174V175H209ZM214 174V173H213ZM218 174V173H217ZM219 174H221V173H219ZM105 175V174H104ZM151 175V174H150ZM176 175H178V173L176 174ZM185 175V174H184ZM198 175V174H197ZM207 175V176H208ZM215 175V174H214ZM252 175V174H251ZM257 174H255V176H256ZM258 175H261V174H258ZM149 176V175H148ZM154 176V175H153ZM153 176L151 175V176H149V177H151L152 179H153ZM171 176H173V175H171ZM187 176V175H186ZM206 176V175H205ZM213 176V175H212ZM221 176V175H220ZM223 176V175H222ZM231 176H233L232 174H231ZM254 176V177H255ZM196 178H200V176H195ZM216 177V176H215ZM263 177V176H262ZM170 178V177H169ZM176 178V177H175ZM178 178H184L183 179V181L182 182H185L186 180H185V177H178ZM188 178V177H187ZM189 178L190 179H192L190 176H189ZM188 178V179H189ZM202 178V177H201ZM201 178H200V180H201ZM204 178H206V177H204ZM203 178V179H204ZM212 178H214V177H212ZM211 178V179H212ZM226 177H224V179H225ZM236 178V177H235ZM234 178V179H235ZM251 178H253V177H251ZM264 178V177H263ZM216 179H218V178H216ZM223 179V180H224ZM261 179V178H260ZM157 180V179H156ZM205 180V179H204ZM214 180V179H213ZM222 180V179H221ZM226 180V179H225ZM228 180V179H227ZM254 180V179H253ZM257 180V179H256ZM107 181V180H106ZM150 181H151V179H150ZM153 181H155V180H153ZM177 181V180H176ZM189 181V180H188ZM188 181L187 182H185V183H188ZM198 181H199V179H198ZM219 181V180H218ZM235 181V180H234ZM252 181V180H251ZM264 181V180H263ZM175 182V181H174ZM181 182V183H182ZM208 182V181H207ZM207 182H205L206 184H207ZM222 182V181H221ZM220 182V183H221ZM249 182V181H248ZM189 183H190V181H189ZM188 183V189H192V188H194V187H192L190 184ZM199 183V182H198ZM204 183V184H205ZM214 183V182H213ZM217 183V182H216ZM228 183H235V182H228ZM227 183V184H228ZM239 183V182H238ZM244 183V182H243ZM242 183V184H243ZM257 183V182H256ZM169 184V183H168ZM175 184V183H174ZM178 184H180V183H178ZM194 184V183H193ZM192 184V185H193ZM212 184V183H211ZM226 183L224 184V186L225 185H227ZM237 184V183H236ZM246 184V183H245ZM171 185V184H170ZM182 185V184H181ZM222 185H223V183H222ZM229 185V184H228ZM262 186L259 188V189H257V188H255V187H253L254 185L252 184V186L251 185H249V183L247 184V186H245V188H242V189H233V190H231V191H229V190H227V191H225L226 193L225 194H222V197H229V198H231V199H233L232 201H235V200H237L238 202H237V204H238V206H237V209H238V214L241 216V222L243 221V223L246 225V226H243L242 227V229H243V234L239 231V232H237V228H236V225L238 226V224L235 222V223H230V227L228 228H226V226H220L221 227V235H222V237H224V238H226V239H228V240H230V242L234 245V247H236V246H238V248H243V251H245L244 253H245V256H244V258H247L248 259V261H245V264H246V262H247V264H264V184H261ZM174 186H176V184L174 185ZM202 186H203V184H202ZM208 186V185H207ZM182 187V186H181ZM198 187H200L201 189H202V187H201V185L200 186H198ZM204 187V186H203ZM211 187V186H210ZM228 187V186H227ZM175 188V187H174ZM222 188H223V186H222ZM230 188V187H229ZM233 188V187H232ZM246 188H248V191H250V192H247L246 191V193L244 192V189H246ZM183 189V188H182ZM204 190L206 189V187L205 188H203ZM202 189V190H203ZM123 190V189H122ZM124 190H126V189H124ZM176 190H178L177 188H176ZM179 190H180V187H179ZM184 190V189H183ZM182 190V191H183ZM201 190V191H202ZM203 190V191H204ZM213 190V189H212ZM224 190V189H223ZM243 190V191H242ZM128 191V190H127ZM133 191V190H132ZM181 191V190H180ZM185 191V190H184ZM203 191L201 192V193H203ZM215 191V190H214ZM131 192V191H130ZM189 192V191H188ZM194 192V191H193ZM196 192V191H195ZM208 190H207V194H208ZM178 193H179V195L181 194L179 191H178ZM201 193L199 194V196L201 195ZM205 193V195H206V192H204ZM210 193V192H209ZM124 194V193H123ZM133 194V193H132ZM182 194H183V192H182ZM195 194V193H194ZM212 194H213V192H212ZM215 194V193H214ZM135 195V194H134ZM193 195V194H192ZM191 195V196H192ZM203 195V194H202ZM210 195V194H209ZM218 195V194H217ZM128 196V195H127ZM133 196V195H132ZM131 196V197H132ZM138 196V195H137ZM182 196V195H181ZM180 196V197H181ZM193 196H195V195H193ZM197 196V195H196ZM195 196V197H196ZM122 197H124V195L122 196ZM141 197H143L142 195H141ZM179 197V196H178ZM207 197H209V196H207ZM213 197H215L216 198V196H213ZM215 198H213V199H215ZM219 198V197H218ZM221 198V197H220ZM219 198V199H220ZM226 198V199H227ZM228 198V199H229ZM129 199V198H128ZM131 199V198H130ZM129 199V200H130ZM136 199V198H135ZM139 199V198H138ZM196 199V198H195ZM200 199V198H199ZM212 199V196H211V198L209 199V200H211ZM230 199V200H231ZM201 200V199H200ZM199 200V201H200ZM205 200H207V198L205 199ZM141 201H142V199H141ZM179 202H180V200H178ZM213 201V200H212ZM221 201H223V198H222V200ZM225 202H226V200H224ZM202 202V201H201ZM126 203V202H125ZM143 203V202H142ZM198 203V202H197ZM218 203V202H217ZM219 203H220V201H219ZM236 203V202H235ZM85 204V203H84ZM129 204H130V202H129ZM133 204H135V202H133ZM227 204V203H226ZM231 204H232V202H231ZM231 204H228L229 206L228 207H230L231 206ZM60 205V204H59ZM143 205V204H142ZM203 205V204H202ZM234 205V204H233ZM84 206V205H83ZM89 206V205H88ZM130 206V205H129ZM138 206H139V204H138ZM199 206H200V204H199ZM221 207V206H220ZM236 207V206H235ZM57 208H58V206H57ZM142 208H143V206H142ZM197 208V207H196ZM202 208H204V207H202ZM216 208V207H215ZM230 208H232V207H230ZM66 209V208H65ZM59 210V209H58ZM197 210V209H196ZM211 210V209H210ZM225 210V209H224ZM227 210V212H228V208L226 209ZM236 210V209H235ZM67 211H69V210H67ZM141 212H142V210H140ZM206 211V210H205ZM218 211H220V210H218ZM62 212H63V210H62ZM82 212V211H81ZM133 212V211H132ZM140 212V213H141ZM143 212H144V210H143ZM212 212V211H211ZM215 212V211H214ZM213 212V213H214ZM220 212H222V211H220ZM230 212V211H229ZM203 213H204V211H203ZM206 213V212H205ZM209 213H210V211L208 212V217L207 218H209ZM223 213V212H222ZM87 214V213H86ZM197 214V213H196ZM207 214V213H206ZM225 214H226V211H225V213H224V216H225ZM230 214H231V216H232V219H233V217L235 216L232 212H230ZM131 215V214H130ZM74 216V215H73ZM82 216V215H81ZM132 216V215H131ZM130 216V217H131ZM206 215H204L203 217H205ZM84 217H86L85 216V214H84ZM89 217V216H88ZM114 217H115V215H114ZM117 217V216H116ZM199 217H201V216H199ZM202 217V218H203ZM211 217V216H210ZM215 217V216H214ZM226 217V216H225ZM81 218V220H82V217H80ZM109 217H107V219H108ZM133 218V217H132ZM213 218V217H212ZM110 219H111V217H110ZM110 219H108V220H110ZM116 219V218H115ZM205 219V218H204ZM210 219V218H209ZM226 219V218H225ZM151 220V219H150ZM234 220H235V218H234ZM80 221V220H79ZM78 221V222H79ZM89 221V220H88ZM118 221V220H117ZM131 221V220H130ZM135 221V220H134ZM137 221V220H136ZM140 221H142V220H140ZM227 221V220H226ZM237 221V220H236ZM112 222V221H111ZM114 222H116V221H114ZM122 222V221H121ZM229 222H231V221H228L227 223H229ZM238 222V221H237ZM240 222V221H239ZM76 223H77V221H76ZM80 223H82V221H80ZM80 223L78 224L77 223V225L79 226L80 225ZM89 223V222H88ZM91 224H92V222H90ZM227 223H226V225H227ZM83 224H84V222H83ZM123 224V223H122ZM126 224V223H125ZM125 224H123V225H125ZM135 224V223H134ZM133 224V225H134ZM137 224V223H136ZM136 224L134 225V226H136ZM107 225V224H106ZM129 225H130V223H129ZM142 225V224H141ZM108 226V225H107ZM106 226V227H107ZM110 226V225H109ZM77 226L75 225V228H76ZM83 226L81 225V231H79V232H83V230L82 229H84V228H82ZM116 227V226H115ZM119 227V226H118ZM148 227V226H147ZM79 228V227H78ZM78 228H77V230H78ZM92 228V227H91ZM124 228V227H123ZM143 228H144V224H143ZM146 228V227H145ZM144 228V229H145ZM74 229V228H73ZM89 229V228H88ZM97 229V228H96ZM96 229H95V232H97L98 233V231H96ZM106 229V228H105ZM137 229V228H136ZM241 229V228H240ZM72 230V229H71ZM70 230V231H71ZM86 230H87V228H86ZM113 230V229H112ZM128 230V229H127ZM133 230V229H132ZM74 232L76 231V229L75 230H73ZM100 231V230H99ZM114 231V230H113ZM120 231H121V229H120ZM129 231V230H128ZM131 231V230H130ZM147 231V230H146ZM78 232V233H79ZM105 232H106V230H105ZM110 232H111V230H110ZM115 232V231H114ZM141 231H139V233H140ZM144 232V231H143ZM148 232H150L149 230H148ZM152 232V231H151ZM150 232V233H151ZM123 233V232H122ZM137 233H138V230H137ZM147 233V232H146ZM149 233V234H150ZM237 233H241V234H237ZM70 234H72V232L70 233ZM87 234H88V232H87ZM94 234V233H93ZM96 234V233H95ZM95 234H94V236H95ZM107 234H108V232H107ZM118 234H119V232H118ZM148 233L145 235V236H148L149 235ZM74 235V234H73ZM77 234H75V236H76ZM99 235V234H98ZM97 235V236H98ZM124 235V234H123ZM132 235H134V234H132ZM151 235H152V233H151ZM74 236V237H75ZM86 236V235H85ZM89 236V235H88ZM194 236V235H193ZM140 237V236H139ZM154 237V236H153ZM85 238V237H84ZM99 238H100V236H99ZM111 238V237H110ZM122 238V237H121ZM127 238H129V237H127ZM141 238V237H140ZM159 238V237H158ZM198 238H200V237H198ZM197 238V239H198ZM202 238V237H201ZM104 239V238H103ZM136 239V238H135ZM143 239L145 240V237H143ZM206 238H204L203 240H205ZM131 240V239H130ZM129 240V241H130ZM143 240V241H144ZM140 241H142V240H140ZM139 241V242H140ZM156 241V240H155ZM158 241H161V242H163L162 240H158ZM180 241V240H179ZM178 241V242H179ZM195 241V240H194ZM200 242H199V244H201L202 242H201V239L199 240ZM166 242H168V241H166ZM198 242V241H197ZM196 242V243H197ZM206 242V241H205ZM208 242V241H207ZM77 243V242H76ZM80 243V242H79ZM140 243H142V242H140ZM180 243V242H179ZM229 243V242H228ZM227 243V244H228ZM74 244V243H73ZM83 244V243H82ZM90 244V243H89ZM164 244H165V242H164ZM168 244V243H167ZM170 244V243H169ZM168 244V245H169ZM184 244V243H183ZM91 245V244H90ZM172 245V244H171ZM182 245V244H181ZM188 245V244H187ZM194 245V244H193ZM193 245H191V246H193ZM197 245V244H196ZM92 246V245H91ZM174 246V245H173ZM173 246H171V247H173ZM179 246V245H178ZM202 246H204V245H202ZM207 246H209L208 244H207ZM228 246V245H227ZM80 247V246H79ZM90 247V246H89ZM95 247V246H94ZM93 247V248H94ZM137 247V246H136ZM182 247H185L184 245L182 246ZM195 247V246H194ZM99 248V247H98ZM196 248H199V247H196ZM215 248V247H214ZM223 248V247H222ZM225 248V247H224ZM91 250H93L92 248H90ZM190 249H191V247H190ZM189 249V250H190ZM194 249V248H193ZM202 250H203V247L201 248ZM200 249V250H201ZM215 249H217V248H215ZM218 249L219 250H221L219 247H218ZM233 249V248H232ZM79 250L81 251H88V246H87V244L84 246H81L80 248H79ZM135 250V249H134ZM139 250H140V248H139ZM197 250V249H196ZM195 250V251H196ZM206 250H207V248H206ZM213 250V249H212ZM211 250V251H212ZM219 250H217V251H219ZM231 250V249H230ZM235 250V249H234ZM112 251V250H111ZM114 251V250H113ZM193 251V250H192ZM204 251V250H203ZM227 251H229V250H227ZM233 251V250H232ZM242 251V252H243ZM137 252V251H136ZM139 252V251H138ZM197 252H198V250H197ZM197 252H196V254H197ZM205 252V251H204ZM226 252V251H225ZM83 253V252H82ZM89 253V252H88ZM88 253H85L86 254V256H87V254ZM91 253V252H90ZM148 252H146V254H147ZM171 253V252H170ZM202 253V252H201ZM209 253H210V251H209ZM208 252H207V255L209 254ZM212 253H213V251H212ZM84 254V253H83ZM134 254H135V252H134ZM162 254V253H161ZM177 254V253H176ZM180 254H181V252H180ZM189 254V253H188ZM190 254H192V253H190ZM195 254V253H194ZM195 254V255H196ZM206 254V253H205ZM232 254V253H231ZM230 254V255H231ZM89 255V254H88ZM100 255H101V253H100ZM150 255V254H149ZM163 255V254H162ZM168 255V254H167ZM173 255V254H172ZM179 255V254H178ZM217 255V254H216ZM216 255H214L213 256V254H212V256L213 257H215ZM232 255H235V254H232ZM141 256V255H140ZM181 256V255H180ZM188 256V255H187ZM191 255H189V257H190ZM196 256H198V255H196ZM195 256V257H196ZM200 256H201V254H200ZM205 259H206V257L204 256V255H202ZM202 256H201V260L203 261V262H205V260H203V258H202ZM237 256V255H236ZM243 256V255H242ZM87 257H89V256H87ZM86 257V258H87ZM153 257V256H152ZM163 257V256H162ZM168 257V256H167ZM183 257V256H182ZM217 257H219V255H217ZM228 257V256H227ZM226 257V258H227ZM233 257V256H232ZM85 258V259H86ZM149 258V257H148ZM156 258V257H155ZM171 258V257H170ZM175 258V257H174ZM178 258V257H177ZM179 258H181V257H179ZM185 258V257H184ZM191 258V257H190ZM194 258V257H193ZM231 258V257H230ZM237 258H238V256H237ZM66 259V258H65ZM97 259V258H96ZM137 259V258H136ZM157 259V258H156ZM155 259V260H156ZM172 259V258H171ZM197 259V258H196ZM198 259H199V256H198ZM197 259V260H198ZM233 259V258H232ZM236 259V258H235ZM152 261H154V257L151 259ZM162 260H163V258H162ZM177 260V259H176ZM175 260V261H176ZM182 260H183V258H182ZM225 260V259H224ZM66 261V260H65ZM161 261V260H160ZM159 261V262H160ZM181 261V260H180ZM189 261V263H190V260H188ZM214 262H215V260H213ZM230 261V260H229ZM129 262V261H128ZM145 262V261H144ZM148 262H150V261H148ZM183 262V261H182ZM186 262V261H185ZM191 262H192V260H191ZM211 262H212V260H211ZM234 262V261H233ZM233 262L232 261H230L229 262V264L231 263V264H233ZM242 262V261H241ZM122 262H120V264H121ZM147 263V262H146ZM145 263V264H146ZM164 263V262H163ZM224 263V262H223ZM240 263V262H239ZM141 264V263H140ZM143 264V263H142ZM179 264V263H178ZM190 264H192V263H190ZM195 264V263H194ZM200 264V263H199ZM211 264V263H210ZM217 264V263H216ZM222 264V263H221ZM236 264V263H235Z\"/></svg>", "mask_w": 264, "mask_h": 264}]
</instances>
